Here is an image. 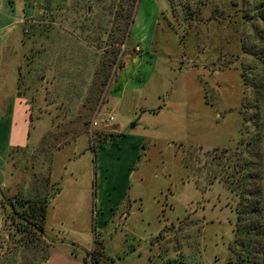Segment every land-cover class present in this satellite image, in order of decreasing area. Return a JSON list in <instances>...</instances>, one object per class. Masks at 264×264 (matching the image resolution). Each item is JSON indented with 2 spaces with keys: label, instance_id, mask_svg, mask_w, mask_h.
<instances>
[{
  "label": "rangeland",
  "instance_id": "374dc122",
  "mask_svg": "<svg viewBox=\"0 0 264 264\" xmlns=\"http://www.w3.org/2000/svg\"><path fill=\"white\" fill-rule=\"evenodd\" d=\"M108 2L0 0V264H254L264 0H137L124 39Z\"/></svg>",
  "mask_w": 264,
  "mask_h": 264
},
{
  "label": "trees",
  "instance_id": "16d2710c",
  "mask_svg": "<svg viewBox=\"0 0 264 264\" xmlns=\"http://www.w3.org/2000/svg\"><path fill=\"white\" fill-rule=\"evenodd\" d=\"M101 1L103 0H93V2ZM136 4L137 0H109L108 2V8L110 10H112L111 8H115V18L118 21L117 29L122 35L123 39L129 36L130 27L134 19ZM243 166H245V164H239L238 170L240 172L243 169ZM243 177L244 176L241 174L239 182H242ZM48 178V175L47 178H43L45 183H48ZM19 194V192L15 193V195H17L15 197L18 198V196H20L19 206H21L22 212L24 214L23 219L32 227V229L36 230L39 235L44 236L43 225L46 214V197H38L40 195L33 192H31V196H26V198L22 197V195ZM250 194H253L250 201L241 208L236 209L238 221L236 232H241V235L243 236L242 239H239V245L244 247V251L246 252L247 257L251 254L256 255L254 256V264H260L257 256L262 253V250L264 249V229L262 223L258 221L259 217L262 215V207L260 204L261 197L259 194V190H256L254 192L250 191ZM13 206L14 203L11 202V207ZM246 215L248 217H245ZM240 220L242 221L241 224L239 223ZM94 251L95 249H93L91 253L93 263L99 264L98 258L101 255H99V257H94ZM44 258H46V255L44 256Z\"/></svg>",
  "mask_w": 264,
  "mask_h": 264
}]
</instances>
